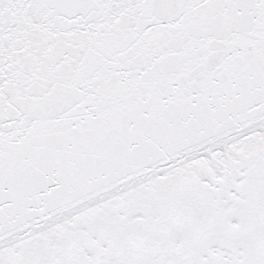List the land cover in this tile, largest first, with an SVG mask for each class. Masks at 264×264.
<instances>
[{
	"label": "snow or ice",
	"instance_id": "snow-or-ice-1",
	"mask_svg": "<svg viewBox=\"0 0 264 264\" xmlns=\"http://www.w3.org/2000/svg\"><path fill=\"white\" fill-rule=\"evenodd\" d=\"M0 264H264V0H0Z\"/></svg>",
	"mask_w": 264,
	"mask_h": 264
}]
</instances>
